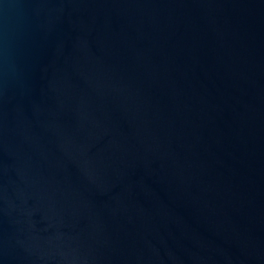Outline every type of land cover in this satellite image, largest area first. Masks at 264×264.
<instances>
[{
	"label": "water",
	"instance_id": "1",
	"mask_svg": "<svg viewBox=\"0 0 264 264\" xmlns=\"http://www.w3.org/2000/svg\"><path fill=\"white\" fill-rule=\"evenodd\" d=\"M0 264H264V0H4Z\"/></svg>",
	"mask_w": 264,
	"mask_h": 264
},
{
	"label": "clouds",
	"instance_id": "2",
	"mask_svg": "<svg viewBox=\"0 0 264 264\" xmlns=\"http://www.w3.org/2000/svg\"><path fill=\"white\" fill-rule=\"evenodd\" d=\"M13 7L12 5L4 3V0H0V12Z\"/></svg>",
	"mask_w": 264,
	"mask_h": 264
}]
</instances>
